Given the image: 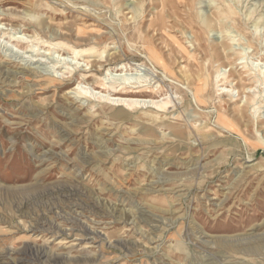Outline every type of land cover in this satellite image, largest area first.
Listing matches in <instances>:
<instances>
[{
	"label": "rangeland",
	"instance_id": "374dc122",
	"mask_svg": "<svg viewBox=\"0 0 264 264\" xmlns=\"http://www.w3.org/2000/svg\"><path fill=\"white\" fill-rule=\"evenodd\" d=\"M262 78L264 0H0V264H264Z\"/></svg>",
	"mask_w": 264,
	"mask_h": 264
},
{
	"label": "bare ground",
	"instance_id": "6f19581e",
	"mask_svg": "<svg viewBox=\"0 0 264 264\" xmlns=\"http://www.w3.org/2000/svg\"><path fill=\"white\" fill-rule=\"evenodd\" d=\"M182 1V0H181ZM13 22V21H12ZM150 24V23H149ZM147 26H149V25H147ZM159 26H161V25H159ZM11 27V26H10ZM159 29V28H158ZM162 29V28H161ZM17 42H19V39H18V41ZM262 79H264V78H262ZM50 81H52V82H54L53 80H50ZM264 83V82H263ZM188 85V84H187ZM44 87L45 88H47V86L46 85H44ZM128 93H130V94H132V92H129L128 91ZM127 93V94H128ZM78 95H81V93L79 94V93H77ZM136 97V96H135ZM115 99V98H114ZM115 102H117V100H115ZM143 102H145V101H134L133 103H132V105H134V106H140V104L142 105V103ZM114 103V102H113ZM151 104V106H153L155 109H160V108H163V106H160V107H158L156 104H154V103H150ZM152 117H154L155 119H157V120H159V123L160 124H166V125H168V126H170L171 128L170 129H172V134L174 135V136H178V135H180L181 134V131L178 129V125H184V124H181V123H178V120L176 121L175 119H167V120H162L160 117L161 116H159V115H157V114H155V115H151ZM164 119V118H163ZM186 125V124H185ZM15 264V263H14Z\"/></svg>",
	"mask_w": 264,
	"mask_h": 264
}]
</instances>
